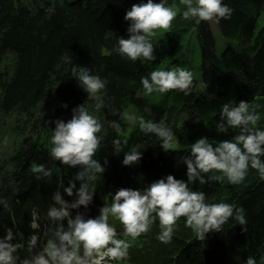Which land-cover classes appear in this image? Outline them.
I'll return each mask as SVG.
<instances>
[{
    "label": "trees",
    "instance_id": "obj_1",
    "mask_svg": "<svg viewBox=\"0 0 264 264\" xmlns=\"http://www.w3.org/2000/svg\"><path fill=\"white\" fill-rule=\"evenodd\" d=\"M139 2L0 0V197L9 203L7 209L0 206V235L11 228L17 241L26 245L33 232L30 224L34 210L43 226L56 190L65 200L75 199L67 196L63 187L79 168L62 165L50 156V138L55 128L53 121L66 122L77 105L85 104L102 123L98 134L102 137L101 147L94 158L102 165L105 160L108 163L96 182L91 204L87 209H70L73 216L77 211L86 217L97 216L100 207L110 203L108 193L114 194L121 187L142 189L169 174L186 181V165L178 161L188 154L190 144L201 137L215 144L231 139L239 131H216L224 103L245 100L259 105L261 121L257 127L264 129V25L255 31L264 0H223L233 11L229 19L219 23L185 20L180 0H167L168 5H176L177 17L171 30L153 36L155 59L131 61L118 53V36L127 38L129 22L124 20L125 13ZM214 26L224 40L220 52ZM66 57H71V63ZM77 65L106 80L99 100L88 97L71 76V68ZM173 67L193 72L189 95L180 91H144L141 77L156 69ZM97 103L101 104L99 109ZM129 107L138 120L124 136L109 123L121 124ZM141 119L172 129L175 135L170 148L175 151L165 152L158 137L143 133ZM116 139L127 141L125 152L133 147L140 150L141 160L132 166L123 165L124 152L116 153ZM39 164L51 169V178H35L32 167ZM75 183L78 188L80 182ZM191 187L203 191L210 203L223 201L243 209L247 231L242 232L235 219H230L221 232H211L199 241L181 218L171 243L165 244L157 238V220L147 234L134 240L126 238L132 244L127 261L112 262L244 264L248 256H253L257 264H264V180L259 179L256 170L249 169L238 185L225 179L203 185L196 182ZM110 222L118 233L123 232L118 221ZM19 255L26 256L28 252L21 250Z\"/></svg>",
    "mask_w": 264,
    "mask_h": 264
},
{
    "label": "clouds",
    "instance_id": "obj_2",
    "mask_svg": "<svg viewBox=\"0 0 264 264\" xmlns=\"http://www.w3.org/2000/svg\"><path fill=\"white\" fill-rule=\"evenodd\" d=\"M180 5L185 20L219 23L229 19L233 11L223 0H180ZM176 17V5H168L167 0L133 3L124 16L129 22L128 36H118V53L131 61H153V36L158 30L163 29L165 33L171 30ZM66 60L72 61L71 57ZM70 73L88 97L99 100L98 94L106 88V80L79 65L73 66ZM140 82L147 94L180 91L189 95L194 74L184 67L156 69L141 77ZM100 107L101 104L97 103L96 108ZM259 107L245 100L221 105L216 131L224 134L232 129L239 131L231 139L215 144L206 137L190 144L188 154L178 161L186 165V181L169 174L142 189L121 187L114 194L108 193L110 203H104L97 216L86 217L80 211L73 216L70 209L78 210L81 206L87 209L91 204L96 182L105 172L104 165L108 161L102 165L94 158L101 147L102 137L98 134L102 123L85 104L77 105L66 122L61 119L53 121L55 128L50 138V156L62 165L79 168L63 187V192L75 199L65 200L60 190H56L47 209V223L43 226L41 217L34 210L30 224L33 232L26 245L17 241L11 228L4 229V234L0 235V264H111L112 261H127L132 244L126 238L134 240L147 234L157 220L160 229L157 238L165 244L171 243L181 218L199 241H204L211 232H221L230 219H235L242 232H246L247 219L243 209L223 201L210 203L203 191L193 190L191 185L223 182L225 179L238 185L244 181L249 169L256 170L259 179L264 180V129L257 127L261 121ZM109 126L117 132L120 130L117 121H110ZM139 127L143 133L158 137L165 152L175 151L170 148L175 135L172 129L163 123L143 119ZM126 143V140L122 143L116 139V153L123 151ZM123 152L122 164L125 166L137 164L142 158L141 151L135 147ZM32 172L37 180L52 177L51 169L43 164L33 166ZM75 181L80 182L78 188ZM0 206L7 209L9 203L0 197ZM112 220L122 225V233L117 232L110 222ZM25 249L28 256L21 257L19 252ZM244 264H257V260L248 256Z\"/></svg>",
    "mask_w": 264,
    "mask_h": 264
},
{
    "label": "rangeland",
    "instance_id": "obj_3",
    "mask_svg": "<svg viewBox=\"0 0 264 264\" xmlns=\"http://www.w3.org/2000/svg\"><path fill=\"white\" fill-rule=\"evenodd\" d=\"M264 25V10L261 12V14L259 15V17L257 18L256 24H255V31L257 32L262 26ZM214 33H215V38H216V47H217V51L220 52L223 49V45H224V40L223 38L219 35L217 28L214 26ZM164 30H158V37L159 35L163 32ZM160 44V42L158 41V45ZM196 48H197V53L195 54L196 56H198V45L196 43ZM198 59V57H196ZM138 118L137 115L134 111V109L132 107L126 108L125 110V115H124V119L122 120L121 124H120V130L118 133L126 136L128 134V132L131 130V128L133 127V125L137 122ZM28 256V255H26ZM26 256H22V257H26ZM111 264H114L113 262H111Z\"/></svg>",
    "mask_w": 264,
    "mask_h": 264
}]
</instances>
